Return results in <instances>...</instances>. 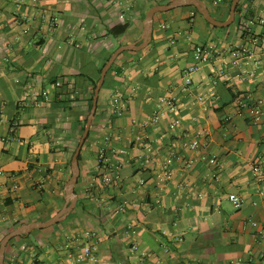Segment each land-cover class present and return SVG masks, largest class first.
<instances>
[{
    "label": "crops",
    "instance_id": "1",
    "mask_svg": "<svg viewBox=\"0 0 264 264\" xmlns=\"http://www.w3.org/2000/svg\"><path fill=\"white\" fill-rule=\"evenodd\" d=\"M173 1L0 0V242L62 209L94 83L115 51L140 44L148 11ZM201 1L228 21L232 0ZM240 3L249 33L237 14L228 27L193 7L154 17L150 45L124 52L105 78L72 216L16 238L4 264H264V120L238 110L246 97L264 102V0ZM125 23L123 36L109 34ZM205 45L213 57L186 86ZM244 50L260 64H246ZM43 92L40 103L22 104ZM116 94L127 109L113 119ZM197 138L199 149L186 147ZM89 230L100 236L94 260L83 253Z\"/></svg>",
    "mask_w": 264,
    "mask_h": 264
},
{
    "label": "water",
    "instance_id": "2",
    "mask_svg": "<svg viewBox=\"0 0 264 264\" xmlns=\"http://www.w3.org/2000/svg\"><path fill=\"white\" fill-rule=\"evenodd\" d=\"M241 1L242 0H233L232 5H231L230 17L228 21L226 22L216 21L211 15L207 5L201 0H176L168 5H159V6L152 7L148 11L146 18L144 20V28H143V33H142L140 44H133V45L123 46L119 48L117 51H115L112 54V56L107 61L105 67L102 70L101 79L99 80V82L97 83L95 87L92 108H91L90 114L87 119L85 130L79 141L78 147L75 150L72 156V159H71V165H70L71 175L64 187V192H65L64 206L56 215H54L52 218H50L49 220L45 222H35L32 224L24 225L6 234L0 242V264L5 263L6 251L12 240L18 237L29 236L35 230L48 229L56 225H59L65 222L70 217V215L73 213V211L76 209L77 203L79 200L78 195L75 192V188L78 184V180L80 177L79 156L86 142V139L88 138V135L90 133L92 122L94 120L96 110H97L99 93L104 85L105 78L109 70L112 68V66L116 62V60L124 52L141 51V50L146 49L150 45L152 41V37H153L154 17L158 13H166V12H170L172 10L178 9V8L193 7L202 15L204 20L208 22L209 24H211L212 26L228 27L234 22L235 17H236V10Z\"/></svg>",
    "mask_w": 264,
    "mask_h": 264
},
{
    "label": "built area",
    "instance_id": "3",
    "mask_svg": "<svg viewBox=\"0 0 264 264\" xmlns=\"http://www.w3.org/2000/svg\"><path fill=\"white\" fill-rule=\"evenodd\" d=\"M260 23L262 25H264V19L260 21ZM245 30L247 31V33H249V28L244 27ZM259 44V40L253 39L252 40V45L254 47H257ZM214 47L211 45H205V46H198L195 48L194 51V59L196 61V64L190 66L184 74V78H185V85L189 86L192 84V79L191 76L198 72L201 68V66L203 65H207L209 64V62L211 61L213 54H214ZM243 52L247 53L246 54V64L249 63H253L255 65H259L260 61L258 59H256L254 53L252 51H248V50H244ZM222 74V72H221ZM60 85V84H58ZM46 92H43V94H28L23 100H22V104L24 105H28L30 103H40V97H47ZM263 100H255L252 97H246L243 100H241L238 103V110L241 113H245L247 114V116L250 118V120L252 121L253 124H259L264 120V111H263ZM169 107H171L172 109H175V106L173 105L172 102L168 103ZM111 111L117 115V116H121L125 110L127 109V102L124 101L123 96L121 94H116L114 95L113 99H112V104H111ZM152 121L157 122L158 121V115L157 113H155V115L152 118ZM11 134H14L15 132V128L11 129ZM186 147L192 149V150H197L201 147V138H197L195 140H193L190 143L186 144ZM104 150H101V157L103 158L104 156ZM255 173H259L261 171L260 167H255L254 169ZM172 171L168 170L166 172V176H172ZM115 178H117L115 176ZM113 180V178L111 177H106L105 178V182L106 183H111ZM228 199L232 202V204L237 208L240 209L242 206V202L241 199L236 196V195H230L228 197ZM124 209L121 208L120 211H123ZM84 236L87 238V240L89 241V243H87L84 246L83 249V253H84V257L87 259H96L97 253H98V246L97 243L100 240V236L98 234L97 231L94 230H89L86 231Z\"/></svg>",
    "mask_w": 264,
    "mask_h": 264
},
{
    "label": "trees",
    "instance_id": "4",
    "mask_svg": "<svg viewBox=\"0 0 264 264\" xmlns=\"http://www.w3.org/2000/svg\"><path fill=\"white\" fill-rule=\"evenodd\" d=\"M232 2H233V0L231 1V3H232ZM230 6H231V5H230ZM240 7H241V3L238 5V8H237V10H236V14H237V19H236V21H237V22L239 21L238 14L240 13ZM193 11H194V13L200 15L199 12H198L196 9H194ZM200 16H201V15H200ZM238 24H239L240 28H243V30L246 31L245 28H244V26H243V22L240 21V23L238 22ZM129 28H130V24H129V23H125V24H122V25H117V26H115L114 28H112V29L109 31V34L112 35V36H115V37H121V36H123V35L128 31ZM246 32H247V31H246ZM123 55H124V54H122L119 58H121ZM115 67H116V65L114 64L113 67L111 68V70L109 71L108 74H111L112 72H114V68H115ZM117 73L119 74V76L122 75V72H121V71H120V72H117ZM117 85H118V83H117ZM95 87H96V83H94V89H95ZM93 95H94V93H93ZM123 99H124V101H127V97H126L125 95H124ZM90 102H91V103H90V105H89V112L91 111V108H92L93 98L90 100ZM89 114H90V113H89ZM111 115H112L111 117H112L113 119H114L115 117H118V116L115 115L112 111H111ZM86 124H87V119H85V121L83 122L82 129H81V133L84 132ZM89 137H90V133H89V135H88V138L86 139V142H87V140L89 139ZM86 142H85V143H86ZM74 152H75V151H72L71 156H73ZM100 155H101V153H100ZM104 155H105V154H104ZM104 155H103V156H104ZM70 159H71V157H70ZM80 161H81V154H80V156H79V162H80ZM70 165H71V161L68 163V167H70ZM75 192H76V191H75ZM71 216H72V215H71ZM71 216H70V217H71ZM70 217L68 218V220L70 219ZM58 226H61V224H59ZM12 230H13V229H12ZM6 234H8V233H6ZM6 234H4V235L2 236V238H3ZM15 241H16V239L12 240L8 247L12 246V245L15 243Z\"/></svg>",
    "mask_w": 264,
    "mask_h": 264
},
{
    "label": "rangeland",
    "instance_id": "5",
    "mask_svg": "<svg viewBox=\"0 0 264 264\" xmlns=\"http://www.w3.org/2000/svg\"><path fill=\"white\" fill-rule=\"evenodd\" d=\"M77 147V146H76ZM76 147L74 148V150H76ZM71 158H72V156H71ZM70 175H71V172H70ZM70 175H69V177H68V179L70 178ZM33 237V236H32Z\"/></svg>",
    "mask_w": 264,
    "mask_h": 264
}]
</instances>
